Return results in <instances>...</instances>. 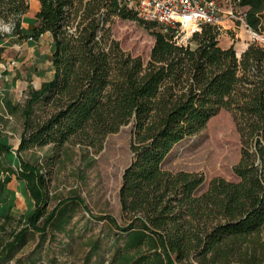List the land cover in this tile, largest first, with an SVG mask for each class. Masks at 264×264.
Instances as JSON below:
<instances>
[{
  "label": "trees",
  "instance_id": "obj_1",
  "mask_svg": "<svg viewBox=\"0 0 264 264\" xmlns=\"http://www.w3.org/2000/svg\"><path fill=\"white\" fill-rule=\"evenodd\" d=\"M38 1L31 37L52 35L54 76L29 90L16 151L0 126V231H8L14 218L13 175L34 205L8 239L0 233V264H45L53 243L69 254L76 231H94L93 222H103L108 232L86 239L81 264H264V47L250 43L239 57L234 46H220L217 27L202 26L192 46L161 26L144 60L112 38L115 19L148 24L130 0ZM240 1L249 27L264 35V0ZM28 10V0H0V20L13 21L11 34L0 31V65L7 38L26 37ZM222 110L234 112L241 138L237 181L214 178L200 192L202 174L174 173L164 163ZM125 126L132 137V162L120 191L125 225L92 215L82 225L84 219L75 220L84 211L78 196L47 212L50 172L21 154L46 146L56 154L72 142L99 152ZM36 234V248L19 256Z\"/></svg>",
  "mask_w": 264,
  "mask_h": 264
},
{
  "label": "rangeland",
  "instance_id": "obj_2",
  "mask_svg": "<svg viewBox=\"0 0 264 264\" xmlns=\"http://www.w3.org/2000/svg\"><path fill=\"white\" fill-rule=\"evenodd\" d=\"M147 23L142 25L136 21L115 19L111 26L112 38L125 52L148 60L155 43L153 30L163 28L158 25L155 29H148L151 23ZM12 24L13 21L5 23L0 20V31L11 34ZM195 32L175 30V35L179 43H190L195 46L191 41ZM219 33L220 46L223 48L234 46L239 57L250 43L258 42L264 47L263 34L257 33L261 36L255 38L238 23L227 22L224 28L219 29ZM29 38L9 36L5 44L8 48L4 54V61L0 65V126L14 151L18 149L24 131L23 110L29 98V90L40 89L44 81L49 80L52 70V38L47 35L39 40L34 38L31 41ZM7 103H10V107ZM39 115L41 116L42 112H39ZM131 140L130 126H125L118 133L108 136L99 152L93 148L86 150L80 144L72 142L56 154L49 146L33 148L22 153L21 159L42 165L45 175L50 172L47 177L49 195L47 212L51 211L58 201L78 196L83 200L84 211L75 220L84 219L82 225L86 221L85 218L89 219L92 215L112 216L124 226L120 191L125 171L132 162ZM241 147L234 112L222 110L208 122L202 132L178 143L167 156L164 168L174 173L185 171L202 174L205 182L200 192H204L214 178L237 181L233 169L240 160ZM8 187L15 193V201L13 208L10 209L14 216L13 221L7 226L8 231H0L7 239L12 232L11 229L21 228L20 221H23V216L34 209L30 197L25 195L23 187L18 183L17 175H13ZM105 225L103 222H93L89 227L94 231H76V238L71 246L73 251L69 254H63L61 251L63 249L53 243L50 258L57 259L56 264H69L73 261L81 264L79 262L87 252L83 243L92 235L107 234L108 231H103ZM39 238L40 235L36 234L19 256H25L33 251ZM76 242H79L77 248ZM51 259L45 260V264H50Z\"/></svg>",
  "mask_w": 264,
  "mask_h": 264
},
{
  "label": "built area",
  "instance_id": "obj_3",
  "mask_svg": "<svg viewBox=\"0 0 264 264\" xmlns=\"http://www.w3.org/2000/svg\"><path fill=\"white\" fill-rule=\"evenodd\" d=\"M130 6L141 19L162 26L164 31L193 33L204 25L221 29L231 22L246 28L255 38L261 36L250 29L248 8L240 0H130Z\"/></svg>",
  "mask_w": 264,
  "mask_h": 264
},
{
  "label": "crops",
  "instance_id": "obj_4",
  "mask_svg": "<svg viewBox=\"0 0 264 264\" xmlns=\"http://www.w3.org/2000/svg\"><path fill=\"white\" fill-rule=\"evenodd\" d=\"M28 1H29V10L23 16L22 28H23L24 35L29 36L30 37L29 40L32 41L34 39L31 36L33 35L34 28H35V17L41 9V4L38 0H28ZM46 35L50 36L52 38V41H53V37L49 32L42 34L36 40H39L40 38H42L43 36H46ZM6 48H8V47L6 46ZM51 55H52V53H51ZM51 65H52V62H51ZM6 70H7V68H6ZM53 76H54V71H53V66H52L51 76L49 77V80H47V81H50L53 78ZM47 81H44V82H47Z\"/></svg>",
  "mask_w": 264,
  "mask_h": 264
}]
</instances>
